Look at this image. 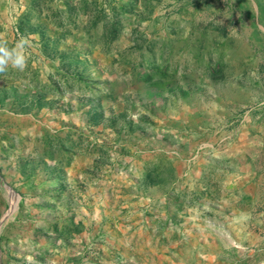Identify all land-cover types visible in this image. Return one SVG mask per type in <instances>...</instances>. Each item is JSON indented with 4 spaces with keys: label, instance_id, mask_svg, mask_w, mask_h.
<instances>
[{
    "label": "rangeland",
    "instance_id": "obj_1",
    "mask_svg": "<svg viewBox=\"0 0 264 264\" xmlns=\"http://www.w3.org/2000/svg\"><path fill=\"white\" fill-rule=\"evenodd\" d=\"M90 4L64 19L68 50L12 29L27 62L0 73V229L23 191L57 254L108 215L139 264H264V0ZM5 261L26 264L0 238Z\"/></svg>",
    "mask_w": 264,
    "mask_h": 264
},
{
    "label": "crops",
    "instance_id": "obj_2",
    "mask_svg": "<svg viewBox=\"0 0 264 264\" xmlns=\"http://www.w3.org/2000/svg\"><path fill=\"white\" fill-rule=\"evenodd\" d=\"M90 3L91 0H0V45H3V43H10V47L12 48L18 43L12 29L16 23H20V21L22 22L24 20L26 24L36 26V29L40 28L44 33L46 32L47 40L64 42L65 46H61V49L68 50L69 46L72 45H67L66 43H72L70 41H75L77 39L71 38L69 41V38H67V34L75 36V31L71 28L70 33H67V28H65V26L63 27L65 24L64 19L68 18L70 13L75 10H82L83 15L85 13L84 8L91 5ZM9 32H11V34H9ZM28 36L32 39L35 38L37 41L42 40L40 42L43 44V36L40 32H36L35 29L31 30ZM66 38L67 41L65 42L64 40H66ZM78 38L82 39V37ZM87 40H92V37L88 36ZM42 44L40 43L39 46L40 55L41 52L42 54L45 52ZM29 195L30 194H26L23 191L21 192L19 197L20 206L12 209L11 218L0 229L2 248L5 257L8 258V260H10L11 255L13 260H20L21 262L28 264L30 263L29 260L32 256L35 257L36 253L43 252V254L45 253L46 255L49 253L48 258L50 264H69L68 262L72 258V253L78 248L76 263L71 264H87L88 261L86 260L88 258L85 256L87 255L86 253L89 245L92 244L94 240L98 239L100 234H107L110 237L107 242L109 245L107 247H102L101 260L92 258L89 260V264H139L137 261L138 258L131 254L130 245H125L121 240L115 239L111 236L112 233H114V230L111 229V227L109 228L110 224L108 221L110 217L108 215L102 220L101 225L103 226H100V230L97 231V229L94 228L99 227L96 223H92L94 226L90 224L85 227V231L81 236V241H83V239L85 240L81 246H68L71 250L69 249L57 254L60 252L59 249L61 247L52 236L54 231H56V228L54 224L51 223L48 215L44 212L41 217L43 225L40 227L34 223L35 219H33V212H30L29 209L26 208V202L28 201ZM44 200L45 199L43 198V201ZM47 200L50 202V198ZM9 249H11V253L7 252ZM3 259L4 256L2 257V260ZM7 263L8 262L6 261L5 263L0 262V264ZM140 264L160 263L145 259L142 260Z\"/></svg>",
    "mask_w": 264,
    "mask_h": 264
},
{
    "label": "clouds",
    "instance_id": "obj_3",
    "mask_svg": "<svg viewBox=\"0 0 264 264\" xmlns=\"http://www.w3.org/2000/svg\"><path fill=\"white\" fill-rule=\"evenodd\" d=\"M26 40H20L14 48L0 45V73L11 69L23 70L26 66V56L24 54Z\"/></svg>",
    "mask_w": 264,
    "mask_h": 264
},
{
    "label": "trees",
    "instance_id": "obj_4",
    "mask_svg": "<svg viewBox=\"0 0 264 264\" xmlns=\"http://www.w3.org/2000/svg\"><path fill=\"white\" fill-rule=\"evenodd\" d=\"M117 30H118V25L115 24L114 35L118 32ZM154 69H155V71H153V72H148V71L142 72L141 73V78L147 79V80L153 79L155 76H157V74L159 73V70H160L159 67H156ZM218 71H219V69H211V72H212L213 75L218 73ZM162 74L164 76L168 75L167 71L162 72Z\"/></svg>",
    "mask_w": 264,
    "mask_h": 264
}]
</instances>
